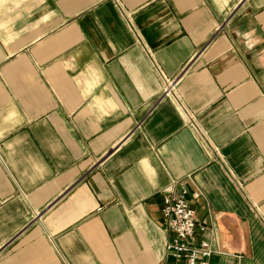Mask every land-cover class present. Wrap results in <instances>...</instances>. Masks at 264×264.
Returning <instances> with one entry per match:
<instances>
[{
	"label": "crops",
	"instance_id": "crops-1",
	"mask_svg": "<svg viewBox=\"0 0 264 264\" xmlns=\"http://www.w3.org/2000/svg\"><path fill=\"white\" fill-rule=\"evenodd\" d=\"M172 189L264 264V0H0V264H168Z\"/></svg>",
	"mask_w": 264,
	"mask_h": 264
},
{
	"label": "built area",
	"instance_id": "built-area-1",
	"mask_svg": "<svg viewBox=\"0 0 264 264\" xmlns=\"http://www.w3.org/2000/svg\"><path fill=\"white\" fill-rule=\"evenodd\" d=\"M173 87L172 83L168 84L166 95ZM194 196L198 198L200 195L195 193ZM162 215L170 235L166 244V253L170 258L168 264H208L214 251L207 241L196 244V235L204 227L197 222L196 211L187 193L172 189L164 199Z\"/></svg>",
	"mask_w": 264,
	"mask_h": 264
}]
</instances>
